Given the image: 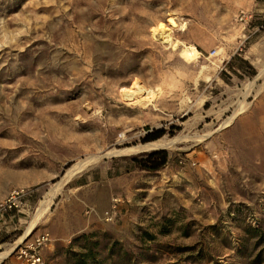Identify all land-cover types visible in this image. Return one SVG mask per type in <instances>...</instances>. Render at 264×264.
<instances>
[{
	"label": "rangeland",
	"instance_id": "obj_1",
	"mask_svg": "<svg viewBox=\"0 0 264 264\" xmlns=\"http://www.w3.org/2000/svg\"><path fill=\"white\" fill-rule=\"evenodd\" d=\"M163 140L167 165L141 170ZM22 191L1 255L49 233L44 264H264V0H0V203Z\"/></svg>",
	"mask_w": 264,
	"mask_h": 264
},
{
	"label": "bare ground",
	"instance_id": "obj_2",
	"mask_svg": "<svg viewBox=\"0 0 264 264\" xmlns=\"http://www.w3.org/2000/svg\"><path fill=\"white\" fill-rule=\"evenodd\" d=\"M168 22H169V24H170V26L172 28H178L180 26V24H178L174 18H170L168 20ZM184 27H185V25L181 26V28H184ZM170 31L171 30L168 29L164 24H159V25H157V27H155L153 29V37L157 41H160L162 44L169 45L173 50H177V48L180 45V42L179 41H175L173 39ZM180 54H181L183 60H185L187 63H190V64L191 63L193 64L194 62H198V60L201 58L200 52L197 50V48H195L192 45H184L183 44L182 48H181V51H180ZM212 65L214 67H218V63H213ZM156 94L157 93H154L151 90H149V91L145 90L139 84H134L133 87H132V91H131V95L129 96V99L132 100V101H135L136 103H138L140 105L146 106L151 100H154L153 98L155 97ZM176 141H178V140H171V141L163 140V141H159L157 143H154V144H151V145H148V146H145V147H141V148H138V149H136L134 151L132 150V151L135 152V153H138L140 151L144 152L146 150H153V149H159V150H161V149H171V148H175V146H176L175 142ZM90 164H91V162H87V163H84V164H78V166H76L75 168H72L68 172L67 178H69L70 175H72V174H74L76 172H80L83 169L87 168V166H90ZM65 180H66V177H65ZM55 195H56L55 193L52 194L50 199H54ZM27 236L22 237L21 240L19 241V244H21L26 239ZM14 248L10 249L9 251H7L6 253H4L2 255L0 254V263L4 262L6 259H8L10 257V255L15 250Z\"/></svg>",
	"mask_w": 264,
	"mask_h": 264
},
{
	"label": "built area",
	"instance_id": "obj_3",
	"mask_svg": "<svg viewBox=\"0 0 264 264\" xmlns=\"http://www.w3.org/2000/svg\"><path fill=\"white\" fill-rule=\"evenodd\" d=\"M255 15L251 11H241L237 17L236 22L243 26L245 29L251 27ZM259 29H257L258 31ZM24 196V192H15L12 197L6 202L0 203V219L5 215L20 208L21 203L18 201ZM123 200L121 197L113 199L110 209L105 212L104 218L106 221H114L119 207ZM51 243V236L49 233H43L31 241L16 247L13 252L14 264H44L43 250Z\"/></svg>",
	"mask_w": 264,
	"mask_h": 264
},
{
	"label": "trees",
	"instance_id": "obj_4",
	"mask_svg": "<svg viewBox=\"0 0 264 264\" xmlns=\"http://www.w3.org/2000/svg\"><path fill=\"white\" fill-rule=\"evenodd\" d=\"M238 56H234L232 60L227 64L229 70L235 75L241 74L246 68L250 71L249 77L256 76V70L251 67L248 61L240 60L242 64L240 67H235L234 63ZM246 67V68H245ZM167 134L166 130H159L153 133H150L143 141L144 144L150 142H156L163 138ZM172 136V135H171ZM144 157L134 158V162L141 170L149 172H158L162 170L168 163V152L165 150L154 151L151 153H146Z\"/></svg>",
	"mask_w": 264,
	"mask_h": 264
},
{
	"label": "crops",
	"instance_id": "obj_5",
	"mask_svg": "<svg viewBox=\"0 0 264 264\" xmlns=\"http://www.w3.org/2000/svg\"><path fill=\"white\" fill-rule=\"evenodd\" d=\"M88 185V181H85V182H81V183H79V184H77V186L76 187H78V188H81V187H84V186H87ZM83 230H85V228H83ZM83 230H80L81 232L83 231ZM77 232H75V233H70V234H76Z\"/></svg>",
	"mask_w": 264,
	"mask_h": 264
}]
</instances>
